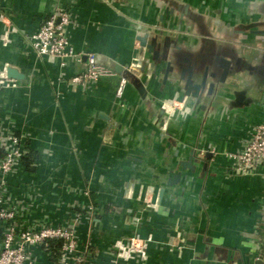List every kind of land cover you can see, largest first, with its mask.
<instances>
[{"label": "crops", "instance_id": "0c3cea01", "mask_svg": "<svg viewBox=\"0 0 264 264\" xmlns=\"http://www.w3.org/2000/svg\"><path fill=\"white\" fill-rule=\"evenodd\" d=\"M59 7L72 15L67 36L75 51L96 54L112 76L73 86L85 57L61 65L34 52L30 36ZM0 17V69L8 64L25 75L0 90V128L21 136L36 157L33 170L13 179L15 195L38 186L52 215L83 203L88 189L96 207L90 264H107L115 240L135 233L152 237L146 264H264L255 250L264 178L231 174L226 157L264 121V0H0ZM144 34L161 43L156 63L137 40ZM219 58L234 70L216 94L185 95L180 67L220 75ZM167 61L173 69L164 83ZM235 92H243L240 102ZM165 99L181 103L168 121Z\"/></svg>", "mask_w": 264, "mask_h": 264}, {"label": "built area", "instance_id": "2783aa9c", "mask_svg": "<svg viewBox=\"0 0 264 264\" xmlns=\"http://www.w3.org/2000/svg\"><path fill=\"white\" fill-rule=\"evenodd\" d=\"M71 23L70 11L59 7L30 36V44L39 57L56 59L61 65L67 60L80 63L85 57L83 71L72 76L69 82L88 88L114 73L96 54L83 55L75 51L67 36ZM3 39L8 40L6 36ZM136 60L130 68L138 67ZM5 65L0 69V90L18 85L17 81L7 78ZM126 84L127 79L122 77L116 91L117 99H122ZM161 107L168 121L179 112L181 103L165 99ZM0 151V264H90L95 255L91 235L96 212V207L89 201L91 192L84 189L83 203L69 202L66 209L64 207V214L54 211L52 215L47 214L43 200L37 195L38 186L25 184L26 191L21 189L22 194L15 195L20 189L13 179H17L20 172L28 171L22 161L30 154L24 139L12 130L0 128ZM226 157L231 161V174L240 177L260 174L264 178V121L254 127L251 138L245 141L241 150L227 153ZM30 166L35 168L36 164ZM85 227L88 228L85 230ZM256 230L262 236V241L255 246L256 258L264 262V198L260 203ZM151 243V236L143 238L136 233L119 238L108 251L107 264H146Z\"/></svg>", "mask_w": 264, "mask_h": 264}, {"label": "water", "instance_id": "95a60500", "mask_svg": "<svg viewBox=\"0 0 264 264\" xmlns=\"http://www.w3.org/2000/svg\"><path fill=\"white\" fill-rule=\"evenodd\" d=\"M147 37L148 34H144L141 36L137 37V40L139 41V44L141 48H146L148 53L152 54V58L154 63L158 62L160 59V53L157 50V48H160V44L158 41V38L155 37L152 39L151 43H147ZM164 48H169L170 43L168 41H164ZM164 49V51H165ZM5 65V64H4ZM130 67V66H129ZM216 67L221 70V74L217 75V73L214 70V67H211L212 69L210 70L209 67L205 68L203 73L200 75L194 70V66L191 64L188 65L187 67H180V74L179 78L181 80H184V93L185 95L191 96L197 101L201 99V96L206 93L209 96H212L214 93L216 94V89L219 85H224L227 81V78L233 74L234 70V65L232 61L219 58L216 60ZM152 68H155V64L152 65ZM173 69L171 62L167 61L166 68L164 69L163 72V82L165 83L168 79V75L170 71ZM115 70L118 74L126 73L128 77L134 78L135 82V77L133 74L129 73L126 69H124L123 66L121 65H116ZM141 70H143V67L141 66ZM5 72L7 75V78L15 80L17 82L25 79V75L23 73H20L18 69L14 67H10L8 64L5 65ZM200 75V76H198ZM199 77V80L196 78ZM138 86L140 87L139 89L142 92H145L143 85L139 79H136ZM238 102L242 100V95L243 92H235L234 93ZM207 158H211L210 153H207L206 155ZM182 167H190L191 164L189 162H182L181 163ZM180 176V173H178L173 179H170L168 182V185H172L177 182L178 178ZM164 194V189H161L159 191V197L162 198ZM148 208H153L152 205H150Z\"/></svg>", "mask_w": 264, "mask_h": 264}, {"label": "trees", "instance_id": "16d2710c", "mask_svg": "<svg viewBox=\"0 0 264 264\" xmlns=\"http://www.w3.org/2000/svg\"><path fill=\"white\" fill-rule=\"evenodd\" d=\"M1 156H2V153H1V151H0V157H1ZM35 159H36V157L32 156V154H31V155L29 154V156L24 157V158L22 159V161H23L24 165L26 166L27 170H33V168L30 166V164H31L32 161L35 160Z\"/></svg>", "mask_w": 264, "mask_h": 264}, {"label": "flooded vegetation", "instance_id": "af4514ba", "mask_svg": "<svg viewBox=\"0 0 264 264\" xmlns=\"http://www.w3.org/2000/svg\"><path fill=\"white\" fill-rule=\"evenodd\" d=\"M183 11H184V9H183Z\"/></svg>", "mask_w": 264, "mask_h": 264}]
</instances>
